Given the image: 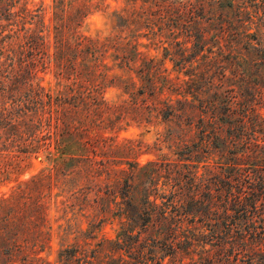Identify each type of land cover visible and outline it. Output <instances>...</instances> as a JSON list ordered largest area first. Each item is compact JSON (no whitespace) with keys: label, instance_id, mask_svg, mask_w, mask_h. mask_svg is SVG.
Segmentation results:
<instances>
[{"label":"rangeland","instance_id":"1","mask_svg":"<svg viewBox=\"0 0 264 264\" xmlns=\"http://www.w3.org/2000/svg\"><path fill=\"white\" fill-rule=\"evenodd\" d=\"M186 1L203 9L195 23L161 34L136 25L128 39L140 42V56L129 46L120 49L136 63L120 71L109 58L101 92L110 105L123 107L101 114L102 124L84 107L75 115L69 113V121L71 117L80 121L87 134L75 131L73 125L69 134L53 127L52 146H42L49 128L39 123L41 109L32 105L29 111L23 109L24 90L4 97L0 91V202L16 196L15 208L26 213L25 222H37L35 229L49 239L45 251L16 252L17 264H22L23 256L35 254L39 256L31 264H264V236L248 235L262 225L260 218L226 213L225 208L231 209L227 196L236 188L220 184L236 175L238 170L230 164L246 167L253 181L264 175V0ZM24 8L29 11L25 21L15 16ZM54 10V0H0L1 38L13 35L5 44L18 51L26 32L42 35L51 54ZM112 13L96 12L81 32L94 38L114 34ZM220 47L230 50L236 60L232 66L224 64L228 79L216 77L210 83L196 61L208 49L219 52ZM9 54L0 53V67L8 69L5 75L12 69ZM151 59L167 69L164 75L181 86L179 92H171L168 83L155 77L148 68ZM59 70L39 65L37 83L47 93L67 96L71 83L58 75ZM0 81H6L2 84L9 90L12 81ZM192 88L199 100L218 106L225 100L221 98L225 89H233L238 96L233 109L242 102L257 113H249L244 125L213 121L210 114L200 112V101L182 96ZM128 91L135 101L148 105L174 99L177 106L179 99L184 115L168 121L156 119L143 107L133 110ZM13 101L20 106H12ZM89 137L93 147L85 144ZM87 157L104 160L105 170L96 173V166H89L87 172L71 174L86 166L78 160ZM37 177L42 179L32 181ZM38 215L43 218L36 221Z\"/></svg>","mask_w":264,"mask_h":264},{"label":"trees","instance_id":"2","mask_svg":"<svg viewBox=\"0 0 264 264\" xmlns=\"http://www.w3.org/2000/svg\"><path fill=\"white\" fill-rule=\"evenodd\" d=\"M66 0H54L55 10L53 13V20L55 25L53 27V51L50 54L47 51L45 37L37 34H25V42L19 46V50L16 51L13 44H5L8 40L14 38L13 35L8 34L1 38L0 34V53H10L12 55L11 69L8 75V69L3 70L0 67V79L5 78L11 80L12 83L9 90H6V85L2 84L6 81H0L2 86L0 91L4 94L14 91H25V110L31 109V105L34 108L41 109L43 112L41 126L49 128V133L43 138L45 143L42 146L50 148L53 144L52 132L53 127H62L68 134L70 131L67 129L70 125H73L75 131H82L86 134L89 132L88 128L84 125H80V121L77 122L74 117H71L72 121H69L67 115L69 113H75L80 107H84L89 116L92 118L100 115L105 111H119L123 106L110 105L104 97V93L101 92L102 82L108 77L105 69L109 68L108 60L112 58L114 65L118 67L120 71L124 70L130 62L136 63L127 55L121 53L122 46H129L134 49L137 56H140L138 47L140 42L138 40H129V34L132 33L133 27L139 25L146 29L154 31L157 29V33H163L167 28H178L180 26H190L197 21L203 15V9L197 7L190 1L186 0H84L83 4H79V0H69V4L65 5ZM11 9H9L10 11ZM113 10L112 20L115 23L114 34L106 38L91 37L84 35L81 29L84 23L98 11ZM20 12L15 14L16 17L23 16L22 20L25 21L28 17V9L24 8ZM6 21H11L9 17ZM14 24H9L12 26ZM25 23L23 30H25ZM12 30H10L11 32ZM16 34V32H14ZM189 42V41H188ZM187 42V43H188ZM196 48V46H195ZM224 48V47H223ZM219 48V52H214L212 49L207 50V54H202L200 59H197L198 68L200 74L208 80L210 83H214V79L217 77L219 80L227 78V68L224 64L232 66L234 64L235 55L228 49ZM204 50H202L203 52ZM127 60L129 62H127ZM39 65H42V69H47L54 65L56 68H60L58 75H63V79L69 81V93L67 96L57 95L54 96L51 93H47L45 89L37 83ZM147 65H144L143 69H146ZM150 70L154 73L157 79H162L168 83V89L175 93L179 92L181 86L178 83L168 79L164 74L167 69L160 68L154 59L149 61ZM109 70V69H108ZM114 70V69H110ZM132 70V69H130ZM142 71V70H141ZM213 73L215 75H213ZM12 74V75H11ZM242 74L238 72V76ZM11 76L12 79H9ZM115 77L112 79L114 80ZM179 79V78H178ZM25 81V83H21ZM187 85L189 83H186ZM223 87V84L219 85ZM195 91L188 89L184 92L185 96H191L194 100L200 101V112L203 115H209L213 121H221L233 125L235 123H246L249 113L256 114L257 111L254 107H248L242 102L237 103L239 109H233L232 104L237 102L238 96L234 94L233 89H225L224 94H221L222 99L217 105L214 101L199 100V96L194 94ZM126 95L133 100V110L138 111L140 107L154 112L158 117L163 120H172L174 118L183 117L184 103L177 99V106H174L173 100L167 102L153 101L150 105L135 101L134 93L125 92ZM143 95L144 92L140 91ZM181 95V94H178ZM217 95V94H216ZM144 100H142L143 102ZM228 104H225L227 103ZM22 104V102H21ZM19 105L16 101L12 102V106ZM44 115L46 117H44ZM224 115V117H223ZM89 116L86 118L89 119ZM232 121H229L230 118ZM45 118V124L43 120ZM186 120H189L187 118ZM100 124L104 123V120L97 119ZM204 121L200 120V124ZM94 123V122H92ZM77 124V125H76ZM189 125L192 123L189 121ZM65 132V133H66ZM48 141V142H47ZM104 141V140H103ZM54 142L56 147H60L58 143H62L60 139L56 138ZM86 145L94 146L93 139L89 137L85 141ZM260 144H255V147H259ZM94 149V148H92ZM189 160V159H187ZM85 162L86 166L79 169L78 172L72 171V173H81L82 171H89V166H96L97 172L100 173L105 170V161L95 158L87 157L85 159H79L78 164ZM80 166V165H79ZM240 165H229L234 170L237 169L236 175L228 183L220 182L223 187L234 186L235 192H229L227 196L226 204L231 209L225 208V212H235L237 214L252 213L260 218L262 225L260 227H254V230H249L248 235L251 238H259L264 236V175H258L256 180L251 178L250 171L246 167H238ZM264 170V169H261ZM233 175L227 177L231 178ZM48 177V175L44 176ZM42 178H35L32 181H37ZM235 182V183H234ZM30 182H26L28 185ZM131 185L128 183V188ZM17 197L13 196L9 199H4L0 202V251H5L1 254L0 264H17L18 260H15V253L21 251H45L46 246L44 242H48L49 239L44 233L37 231V222L34 224L25 222L26 213L18 212L15 208ZM156 202V201H155ZM37 207L35 214H37ZM33 218L32 216H29ZM229 218V215H226ZM235 217V216H234ZM43 216L38 215L36 221H39ZM45 220V217H44ZM233 224V223H232ZM230 224V225H232ZM229 225V224H227ZM39 254L25 255L20 259L22 264H31V261L38 258ZM41 259V258H40ZM15 260V261H14ZM5 261V262H4Z\"/></svg>","mask_w":264,"mask_h":264}]
</instances>
